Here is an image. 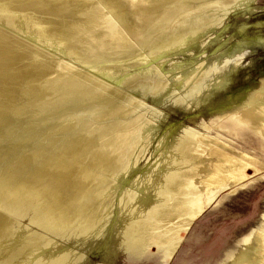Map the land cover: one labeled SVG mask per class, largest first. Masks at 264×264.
<instances>
[{"label":"bare ground","instance_id":"obj_1","mask_svg":"<svg viewBox=\"0 0 264 264\" xmlns=\"http://www.w3.org/2000/svg\"><path fill=\"white\" fill-rule=\"evenodd\" d=\"M232 1L0 0V264H72L58 241L99 237L113 213L122 249L154 248L168 264L217 193L262 173L230 135L264 142V76L238 105L163 136L127 180L161 116L151 107L125 122L139 99L192 113L229 85L238 65L229 39L202 52ZM173 5L172 21L154 19ZM246 236L228 264H264V211Z\"/></svg>","mask_w":264,"mask_h":264},{"label":"rangeland","instance_id":"obj_2","mask_svg":"<svg viewBox=\"0 0 264 264\" xmlns=\"http://www.w3.org/2000/svg\"><path fill=\"white\" fill-rule=\"evenodd\" d=\"M100 2L98 3L100 4ZM173 6L162 9L160 15L154 19L162 17L163 21L168 18L167 21L170 19L172 21L174 16L177 17L180 14L178 10L180 6ZM193 10H195L194 7ZM218 11L223 13L224 10L222 8ZM117 12L120 13L118 14L120 19L126 20L121 9H118ZM216 19H220L219 21L222 23L212 31L210 40H208L209 43L205 45V51L203 50L202 53L209 58L215 52L219 53L227 49L229 39V48H233L231 60L238 63L235 71L230 75L229 85L224 91L215 93L204 107L192 113L183 112L163 102L154 104L149 99H139L140 103L131 107L132 112L130 111L131 113L128 114L129 118H127L128 115L123 117L125 122L128 123L129 119L133 120V117L136 118L140 114L144 115V118H149L151 107L157 109L161 116L154 123L158 129L156 136L145 148L139 167L128 176L127 180L133 178L137 173H143L147 168L142 170L144 163H152L156 143L163 136L165 139H170L183 127H194L200 117L207 119L218 111L231 109L238 105L246 92L255 88L259 78L264 76V0H233L229 5V14L226 17L221 14ZM116 23L121 25L118 21ZM133 37L135 36L130 34L129 40L140 45L139 41ZM150 40L149 42H151ZM90 55L96 58L104 54L93 49V53ZM71 63L76 65V62ZM179 96L180 94L175 95V98ZM118 118L111 119V122L114 123L115 119ZM71 120L68 117L67 121L70 122ZM99 120L102 122V120L107 119L98 118L90 122L97 125ZM116 122L118 123H115L117 128L121 124H125L123 120ZM240 132L238 131V134ZM242 132L244 138L241 140L235 134L230 135L236 147L250 152L264 163V142L244 130ZM141 142L137 143V147ZM227 192L228 190L217 193L209 201L204 213L190 225L186 233L181 234L180 247L168 264H228L231 257L240 251L243 247L240 245L241 241L257 225L258 216L264 211V167L260 175L252 178L240 190L229 195ZM159 219L160 222H156L158 225L162 224L161 217ZM21 224L22 227L25 226L27 220L22 219ZM116 226V215L113 213L101 235L94 238L95 240L77 242V240L69 239L68 241H58V249L70 250L77 256L72 264H165L161 260L162 253L154 248L146 251L143 255L122 249L119 245V235H117L119 232Z\"/></svg>","mask_w":264,"mask_h":264}]
</instances>
